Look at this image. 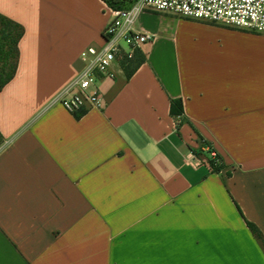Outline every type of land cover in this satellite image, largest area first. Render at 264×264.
I'll return each instance as SVG.
<instances>
[{"label":"crops","instance_id":"1","mask_svg":"<svg viewBox=\"0 0 264 264\" xmlns=\"http://www.w3.org/2000/svg\"><path fill=\"white\" fill-rule=\"evenodd\" d=\"M0 14L25 30L0 89V264H264L247 226L264 237V35L144 12V62L75 116L56 100L103 44L105 2Z\"/></svg>","mask_w":264,"mask_h":264},{"label":"built area","instance_id":"2","mask_svg":"<svg viewBox=\"0 0 264 264\" xmlns=\"http://www.w3.org/2000/svg\"><path fill=\"white\" fill-rule=\"evenodd\" d=\"M111 22L104 30V42L81 53L82 68L57 97L56 102L72 115L105 108L102 84L114 81L117 69L124 71L152 37L138 29L144 12L168 13L180 18L222 25L264 35V0H138L129 9H112ZM217 166L216 153L207 148Z\"/></svg>","mask_w":264,"mask_h":264},{"label":"trees","instance_id":"3","mask_svg":"<svg viewBox=\"0 0 264 264\" xmlns=\"http://www.w3.org/2000/svg\"><path fill=\"white\" fill-rule=\"evenodd\" d=\"M105 4L112 9H129L133 3H129L128 7L123 5L124 0H102ZM25 30L19 23L0 14V89L2 90L8 85L15 77L20 59L19 45L23 39ZM144 62V59L138 54L129 62L125 68L127 77L129 78L132 73ZM183 112V103L181 100L172 101L171 113L174 116H180ZM2 137L0 135V142ZM203 145H206L205 143ZM208 147V145H206ZM216 157L221 161L217 154ZM210 166L216 172H220L221 166H217L213 159L208 160ZM247 226L257 242L260 244L264 251V237L261 231L252 223L247 222Z\"/></svg>","mask_w":264,"mask_h":264},{"label":"rangeland","instance_id":"4","mask_svg":"<svg viewBox=\"0 0 264 264\" xmlns=\"http://www.w3.org/2000/svg\"><path fill=\"white\" fill-rule=\"evenodd\" d=\"M133 2H134V0H124V1H123V5H124L125 7H128V5H130L129 3H133ZM136 2H137V1H136ZM136 2H135V3H136ZM133 4H134V3H133ZM133 4H132V5H133ZM132 5H131V6H132Z\"/></svg>","mask_w":264,"mask_h":264}]
</instances>
